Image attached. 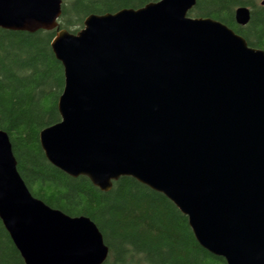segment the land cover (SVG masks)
Returning a JSON list of instances; mask_svg holds the SVG:
<instances>
[{"label":"water","instance_id":"water-1","mask_svg":"<svg viewBox=\"0 0 264 264\" xmlns=\"http://www.w3.org/2000/svg\"><path fill=\"white\" fill-rule=\"evenodd\" d=\"M196 2L90 14L73 33L59 27L63 0H0V28L56 30L61 119L39 134L51 164L105 192L132 177L173 202L226 264H264V50L219 20L190 17ZM251 12L238 6L237 23ZM0 219L25 264L109 256L91 218L31 193L1 129Z\"/></svg>","mask_w":264,"mask_h":264},{"label":"trees","instance_id":"trees-1","mask_svg":"<svg viewBox=\"0 0 264 264\" xmlns=\"http://www.w3.org/2000/svg\"><path fill=\"white\" fill-rule=\"evenodd\" d=\"M158 0H63L59 27L76 33L90 14L140 8ZM190 17H211L264 50L262 0H196ZM251 8L236 22L235 9ZM56 30L31 33L0 28V129L12 143L17 167L31 193L70 216L91 218L104 236V264H226L204 249L185 216L165 195L132 177L102 191L86 176L72 177L46 158L40 131L60 121L57 102L65 75L51 42ZM0 264H25L0 219Z\"/></svg>","mask_w":264,"mask_h":264},{"label":"bare ground","instance_id":"bare-ground-1","mask_svg":"<svg viewBox=\"0 0 264 264\" xmlns=\"http://www.w3.org/2000/svg\"><path fill=\"white\" fill-rule=\"evenodd\" d=\"M159 1V0H158ZM263 1V0H262ZM262 1H261V4H262ZM263 5V4H262ZM249 7V6H248ZM250 8V7H249ZM250 10H251V8H250ZM235 19H236V17H235ZM237 22V21H236ZM240 25V24H239ZM242 26H244V25H242ZM229 27V26H228ZM232 29V28H231ZM40 139V138H39ZM40 144H41V142H40ZM41 147H42V145H41ZM43 149V148H42ZM43 151H44V149H43ZM45 153V152H44ZM17 169H18V167H17ZM18 172H19V170H18ZM20 173V172H19ZM104 264V263H103Z\"/></svg>","mask_w":264,"mask_h":264},{"label":"rangeland","instance_id":"rangeland-1","mask_svg":"<svg viewBox=\"0 0 264 264\" xmlns=\"http://www.w3.org/2000/svg\"><path fill=\"white\" fill-rule=\"evenodd\" d=\"M261 2V1H260Z\"/></svg>","mask_w":264,"mask_h":264}]
</instances>
